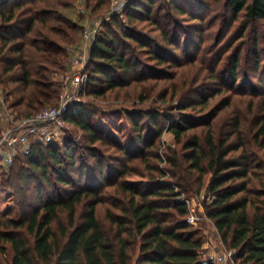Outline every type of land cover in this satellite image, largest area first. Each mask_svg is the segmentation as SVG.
Masks as SVG:
<instances>
[{
  "label": "trees",
  "instance_id": "trees-1",
  "mask_svg": "<svg viewBox=\"0 0 264 264\" xmlns=\"http://www.w3.org/2000/svg\"><path fill=\"white\" fill-rule=\"evenodd\" d=\"M10 1L0 4V86L5 95H14L10 106L17 116L26 117L59 104L61 84L51 80L49 74L69 70L71 54L67 46L78 45L83 27L55 10L63 5L62 0L52 3L45 0L44 7L38 6L44 0H33L31 4L28 0ZM228 3L236 13L245 8L249 20L264 19V0L249 3L229 0ZM153 5L151 0H135L126 16L131 23L151 19L164 47L152 45L153 41H148L150 37L135 26L129 25L117 35L109 28L104 30L92 47L88 73L90 85H101L90 92L104 94L105 90L121 86L133 68L139 66V55L143 52L156 65L147 64L142 71L148 74L150 70L153 76L158 75L161 64L172 65L167 63L166 55H173L180 48L181 40L194 39L190 31L183 35L181 30L185 26L175 16L189 14L201 23V17L193 9L178 0L172 1L171 9L166 12L169 21L163 22L160 15L152 18ZM116 20L112 21L119 27ZM197 23L193 25L198 26ZM194 31L198 33L199 29ZM117 37L126 50H120L119 42L115 41ZM238 63V55L232 56V80H237ZM214 70L209 69V77H215ZM113 72L120 78H114ZM208 91L209 94L196 91L191 99H179L177 114L149 108L142 111L148 119L141 122L127 112L135 144L133 151L121 143L107 141L105 131L87 119L89 113L84 105H70L65 114L66 135L71 124L83 132L87 141L83 149L94 160V171L85 173L79 170L82 168H76L75 156L68 144L71 139L67 136L63 146L66 167H63L59 143H37L30 154L14 160L8 183L39 176L48 185L54 179L57 184L70 188L60 187L57 195L53 190L35 206L30 202L31 214L24 210L20 221L0 219V241L11 245L12 264H203L204 236L198 226L187 221L190 208L181 200L183 195L189 200L191 194L200 195L203 190L207 198H212L205 201V216L213 221L224 245L241 264H264V113L255 121L252 137L256 150L243 142L237 119L227 134L216 137L211 124L215 111L198 116L193 113L198 106L202 107L200 113L203 112L211 97L219 93L210 88ZM159 119L174 134L176 146L182 144L183 152L161 140L163 129ZM201 125L207 128L203 137L195 132L188 134ZM232 136L236 140L231 141ZM162 146L165 147L163 154L159 150ZM102 147L106 151L114 149L116 154L108 155ZM238 150V154H232ZM151 158L165 162L166 166H154ZM134 160L148 169L147 175L133 171L145 180H124L131 173ZM87 166L85 161L82 167ZM208 174L210 178L206 182ZM163 177L166 178L161 180ZM105 186H114L115 193L127 196L126 202L114 206L119 213L107 210L109 226L97 215V206L103 203L100 193ZM82 203H85L84 209L77 222L78 206ZM64 212L68 227L60 221ZM53 222L60 227L61 239L51 227Z\"/></svg>",
  "mask_w": 264,
  "mask_h": 264
},
{
  "label": "rangeland",
  "instance_id": "rangeland-1",
  "mask_svg": "<svg viewBox=\"0 0 264 264\" xmlns=\"http://www.w3.org/2000/svg\"><path fill=\"white\" fill-rule=\"evenodd\" d=\"M2 1L5 0H0V4ZM14 1L11 0L10 2L13 3ZM32 1L28 0V3L31 4ZM46 1L52 3L54 0ZM134 1L62 0L63 5L56 7L55 10L78 22L83 27L81 40L78 45L67 46L71 54L69 70L66 72L58 70L49 74L51 80L59 86L61 84V93L65 96V99L69 98L67 100H70V105L75 103L84 105L89 113L87 119L94 126L105 131L103 135L107 141L121 143L128 150L133 151L135 144L132 140V126L127 112L130 113L132 118L144 122L148 117L142 111L155 108L161 112L177 114L179 111V99L182 97L191 99L196 91L200 94H209V88L213 91L218 90L219 93L211 97L208 106L203 112L200 113L199 110L202 107L198 106L193 113L198 116L215 111V117L212 118L211 124L216 137L227 134L231 130L234 120L237 119L240 122L239 130L241 136H243V142L255 149L252 137L256 130L255 121L264 113V19H247L245 8L236 13L235 10L230 9L229 0H178L180 4L193 9L195 14L201 17L202 22L197 23L198 21H194L189 14L183 17L175 15L185 26L181 30L183 35L190 31L194 39H191L190 42L187 39L181 40V43H179L180 48L173 53L174 56L170 53L166 55L165 52L159 49L160 52H163L162 55H166L167 63L172 65L161 64L160 71L156 76H153L152 74L154 73L150 70L147 71L148 74H145L142 68H145L147 64L156 65V61L151 59L148 53L143 52L139 55V66L136 69L133 68L121 86L112 90H105L104 94L90 92L101 85V83L90 85L88 83V73L89 69H91L89 66L92 47L95 40L102 35L104 30L109 28L111 31L114 30L113 33L117 35L120 30L128 29L129 25L135 26L139 31L150 37L148 41L150 43L153 41L152 45L160 44V46L164 47V42L160 39V32L151 23V19L133 23L128 20L126 16L127 9ZM151 1L154 4L152 11L155 13L152 18L160 15L163 17V22L169 21L166 17V12L171 9L172 1L175 2L176 0ZM246 1L248 3L251 2V0ZM44 4H46L45 0L38 6L44 7ZM158 6H160V14H158ZM114 18L117 19L119 27H116L115 22L112 21ZM195 23L198 26H194L193 24ZM189 25L191 29L187 28ZM196 28L199 29L198 33L194 31ZM87 31H90L89 36ZM115 41L119 42L120 50H126L119 37ZM165 46L174 49L167 44ZM127 53L131 54L128 49ZM235 55H238L239 58L237 65L238 77L237 80H232L230 66L232 65V56ZM132 67H134V64ZM210 68L215 72L214 78L208 75ZM77 74H82L83 82L73 84V78ZM113 77L119 79L120 75L113 72ZM0 94L9 106L15 100L14 95H5L1 86ZM62 95L59 103L62 100ZM11 110L13 112L12 116L15 118L25 117H18L16 111L13 108ZM187 111L185 110V112ZM159 126L163 129L161 140L166 144L172 145L173 148H177L180 153L183 152L182 144L176 146L174 134L167 131V124L161 119H159ZM8 127V118L0 114V138ZM194 132L203 137L207 132V128L201 125L197 129L189 131L188 134H193ZM65 136L71 139L68 144L75 156L76 168L77 166L82 168L79 170L85 173L93 172L94 160L88 157V154L83 149L87 141L83 132L74 124H71L67 129V135L64 132L63 139L56 142L61 146L59 152L63 158V167L67 165V154L65 147H63ZM188 136L185 138H188ZM234 140H236V137L232 136L231 141ZM164 148L162 146L159 149L162 154L164 153ZM101 149L106 151L105 147ZM106 152L108 155L116 154L114 149H109ZM239 152L240 150L232 154H238ZM85 161L88 162V166L82 167ZM131 162V173L124 177V180H145L133 172L138 170L147 175L148 169H144L145 165L136 160ZM150 162L154 166H160V168L166 166L165 162L159 163L154 158H151ZM12 164L5 163L4 155H0L1 220L13 219L20 221L24 218V210H27L28 215L31 214L30 207L38 204L41 198H47L52 194L53 190H55V195H57L60 187L70 188L69 186L57 184L54 179H52V184L48 185L39 176H31L28 179L23 178L20 181L16 180L8 183V179L13 175L14 171L11 169ZM165 178L163 177L161 180ZM209 178L210 174L206 175L205 181L207 182ZM114 190V186L103 187L100 193L103 203L97 206V215L106 226H109L106 219L107 210L119 213V209L114 207L116 206L115 204L121 205V201L126 202L127 199L126 195L115 193ZM39 195L41 197H38ZM182 197L185 196L183 195ZM189 200L194 208L195 215L198 216V221L194 225L201 229L204 236V256H208L216 250L219 252L232 251L224 245L221 234L213 221L205 216L204 204L208 200L205 190L200 195L191 194ZM30 202L32 203L31 206L29 205ZM84 205L85 203H82L78 206L77 222L81 219ZM60 217L61 223L68 227L67 213H61ZM51 227L56 236L61 239L58 223L53 222ZM68 229L71 230L70 228ZM23 231H26V228H23ZM12 259L11 245L0 241V264H12ZM231 264H241V261L237 260L234 255Z\"/></svg>",
  "mask_w": 264,
  "mask_h": 264
},
{
  "label": "built area",
  "instance_id": "built-area-1",
  "mask_svg": "<svg viewBox=\"0 0 264 264\" xmlns=\"http://www.w3.org/2000/svg\"><path fill=\"white\" fill-rule=\"evenodd\" d=\"M87 32L89 36L90 31ZM82 82V74H77L73 78V84ZM67 99L62 95V100L58 105L48 106L30 116L15 118L12 116L11 107L0 94V114L9 120V127L0 138V155H4L5 163L12 164L17 157L30 154L33 146L37 143H56L63 139L67 128L65 114L71 104ZM181 200L187 202L190 208L187 221L194 224L198 221V216L194 213L191 201L186 200L185 197H182ZM234 255L233 251L219 252L216 250L208 256H204L202 263L231 264Z\"/></svg>",
  "mask_w": 264,
  "mask_h": 264
}]
</instances>
